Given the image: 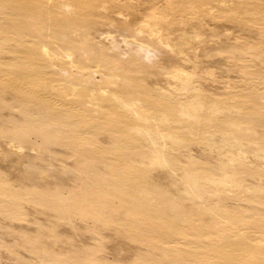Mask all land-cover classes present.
Masks as SVG:
<instances>
[{
  "label": "bare ground",
  "instance_id": "obj_1",
  "mask_svg": "<svg viewBox=\"0 0 264 264\" xmlns=\"http://www.w3.org/2000/svg\"><path fill=\"white\" fill-rule=\"evenodd\" d=\"M0 13V146L19 166L0 169V231L31 232L0 255L32 264L85 205L46 159L82 173L95 223L149 226L183 264H264V0H0ZM121 35L127 56L107 44ZM91 64L108 92L79 85Z\"/></svg>",
  "mask_w": 264,
  "mask_h": 264
},
{
  "label": "rangeland",
  "instance_id": "obj_2",
  "mask_svg": "<svg viewBox=\"0 0 264 264\" xmlns=\"http://www.w3.org/2000/svg\"><path fill=\"white\" fill-rule=\"evenodd\" d=\"M135 2L138 4L141 3V0H135ZM2 16L3 15L0 13V17ZM124 38L123 35L118 37V45L116 46L120 45V48H116L113 43L111 44V40H108L107 44L112 49L124 54L123 56H127L130 52V46L127 45ZM144 53H146V51H143V54ZM144 55L147 60H153L159 54L151 47V49L149 48V51H147V54ZM95 67L94 64H91L85 69L82 68L83 71H79L78 81L81 79L79 85L82 84L89 88L95 95L99 92L106 93L108 92V87L105 86L102 80V74L98 71L95 72ZM92 69L94 71H92ZM64 71L67 72V69H64ZM218 74L224 78V81L227 79V72L224 69H220ZM235 77L237 80H241L243 85H252L245 77L234 76V78ZM256 80L260 81L258 79H255V81ZM231 82H233V80ZM262 84H264V80H262ZM248 91L253 94L257 90L248 89ZM33 139L36 138L34 137ZM63 140L64 142H68L69 138L65 137ZM9 141L12 143L14 142L13 140ZM3 145L0 146V169L12 175L17 174L19 166L15 161L17 156L16 152L11 149L10 145H6V143ZM45 146L46 143L43 144V147ZM17 149L19 150L21 148L17 147ZM26 149L33 155L38 153L43 155L44 151H48L46 148L38 147V144L32 145ZM42 163L44 164V169L48 173L70 186L72 189L70 191L71 194H78L76 189L82 188L81 193L87 197L90 196V190L86 188V180L82 173L74 168L72 169L69 164L62 167L53 162L47 163L46 159L42 160ZM48 186L52 187L53 185L50 184ZM204 189L209 196L221 193L220 190L210 185H207ZM228 192L230 196H234V191L231 190ZM87 197L84 198V207L77 208L78 215L68 217L65 214H60L57 217V225L61 226L63 229L62 234L60 236H51L47 241L41 239L37 244L34 262L32 264H82L85 261L88 264H105V261L112 258L116 260L115 262L118 264H183L192 261L190 257L178 252L174 244L171 245V243H168L163 245L160 243L157 239L158 236L160 237V233L152 230L149 226L118 229L113 226H108L107 223L103 221L95 223L92 220L98 217L102 205L96 202H89ZM232 199L233 202L240 203L234 197ZM87 201L89 203H87ZM207 202L210 205L214 204V202H216L215 196L211 197ZM43 208L48 212H53L51 207L44 206ZM1 223L3 222L0 220V227ZM29 226L30 223L28 222H10L8 227L13 229V231H0V243L5 245V247L10 246L11 248L21 246L23 239H21L20 235L30 234ZM107 245H115V251L108 253ZM0 264H12V261L8 259V255L1 254Z\"/></svg>",
  "mask_w": 264,
  "mask_h": 264
}]
</instances>
